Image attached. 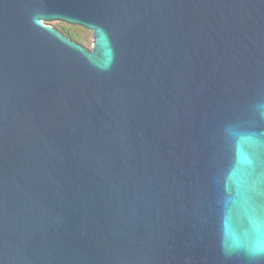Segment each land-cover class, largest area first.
Segmentation results:
<instances>
[{"label":"water","instance_id":"water-1","mask_svg":"<svg viewBox=\"0 0 264 264\" xmlns=\"http://www.w3.org/2000/svg\"><path fill=\"white\" fill-rule=\"evenodd\" d=\"M0 264H264V0H0Z\"/></svg>","mask_w":264,"mask_h":264},{"label":"trees","instance_id":"trees-1","mask_svg":"<svg viewBox=\"0 0 264 264\" xmlns=\"http://www.w3.org/2000/svg\"><path fill=\"white\" fill-rule=\"evenodd\" d=\"M55 25L65 36L81 44H87L91 36V32L81 26L64 22H56Z\"/></svg>","mask_w":264,"mask_h":264},{"label":"rangeland","instance_id":"rangeland-1","mask_svg":"<svg viewBox=\"0 0 264 264\" xmlns=\"http://www.w3.org/2000/svg\"><path fill=\"white\" fill-rule=\"evenodd\" d=\"M56 22H57V21H52V22H48V23H56ZM50 25H51V24H50ZM91 42H92V38H91V36H90L88 43H87V44H83V45L86 46V47H90V46H91Z\"/></svg>","mask_w":264,"mask_h":264},{"label":"flooded vegetation","instance_id":"flooded-vegetation-1","mask_svg":"<svg viewBox=\"0 0 264 264\" xmlns=\"http://www.w3.org/2000/svg\"><path fill=\"white\" fill-rule=\"evenodd\" d=\"M57 22H59V21H57ZM49 24H51L53 27L57 28L56 25H55V23H49ZM58 30H60V29H58Z\"/></svg>","mask_w":264,"mask_h":264}]
</instances>
